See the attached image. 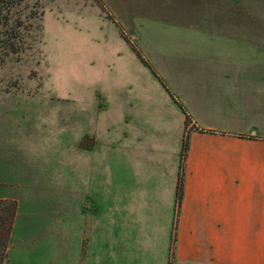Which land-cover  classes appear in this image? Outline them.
Returning <instances> with one entry per match:
<instances>
[{"label": "crops", "instance_id": "0c3cea01", "mask_svg": "<svg viewBox=\"0 0 264 264\" xmlns=\"http://www.w3.org/2000/svg\"><path fill=\"white\" fill-rule=\"evenodd\" d=\"M197 3L212 10L172 51L190 69L166 86L180 106L150 81L118 98L117 208L94 211L87 188L63 235L61 210L18 207L3 264L16 250L22 263L65 254L69 264H264V0ZM21 142L0 137V199L15 200L8 147ZM87 152L80 167L72 157L71 177L98 185Z\"/></svg>", "mask_w": 264, "mask_h": 264}, {"label": "rangeland", "instance_id": "374dc122", "mask_svg": "<svg viewBox=\"0 0 264 264\" xmlns=\"http://www.w3.org/2000/svg\"><path fill=\"white\" fill-rule=\"evenodd\" d=\"M17 2L0 0V21L4 15L7 21L0 23V111L9 110L0 115V137L23 145L8 147L15 175L9 188L21 211L61 210L62 234L69 235L70 209L87 188L91 209L117 208L118 98L148 81L157 85L158 95L165 90L171 97L166 86L180 83L190 69L172 51L179 50L183 37L190 38L188 31H198L192 20L212 8L197 0ZM17 18L23 43L12 53L2 41ZM86 152L95 162L98 185L71 177L72 157L80 167ZM78 175L86 176L85 171ZM10 244L9 237L7 250ZM65 250L69 254L71 248ZM17 253L10 264L70 263L65 254L22 263Z\"/></svg>", "mask_w": 264, "mask_h": 264}, {"label": "trees", "instance_id": "16d2710c", "mask_svg": "<svg viewBox=\"0 0 264 264\" xmlns=\"http://www.w3.org/2000/svg\"><path fill=\"white\" fill-rule=\"evenodd\" d=\"M11 3H14V1H18L17 3L20 2V0H10ZM7 3H10L9 1H6ZM6 10L9 11V7L6 6L4 7ZM3 7L0 6V14L2 11ZM2 19L4 21H2ZM1 21L3 25H7L6 21V16L4 15L1 17ZM0 21V23H1ZM22 26V21L15 19L14 20V26H11L9 31H4V33L7 35L6 38H4V41L2 43L4 44L5 47H7L12 53H15L19 50V47L23 43L22 36L17 32V29H19ZM134 52L136 53L137 56H140V53L137 49H134ZM150 67V65H148ZM151 70L153 71L152 67H150ZM163 84V83H162ZM171 97L177 103L175 100L174 96L172 93H170ZM179 106L180 104L177 103ZM188 118L185 117V123H187ZM188 147V142L186 136L183 138L182 142V148H181V164L182 161L185 157L186 151ZM182 196V174H179L177 184H176V198L178 201H180ZM17 204L15 200L11 199H0V264H3L6 256H7V245L9 242V237L11 233V228L16 212Z\"/></svg>", "mask_w": 264, "mask_h": 264}]
</instances>
